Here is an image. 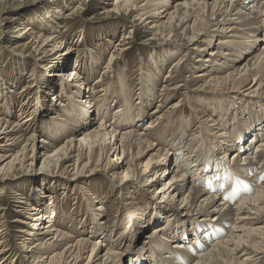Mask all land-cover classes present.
I'll return each instance as SVG.
<instances>
[{
    "label": "bare ground",
    "instance_id": "bare-ground-1",
    "mask_svg": "<svg viewBox=\"0 0 264 264\" xmlns=\"http://www.w3.org/2000/svg\"><path fill=\"white\" fill-rule=\"evenodd\" d=\"M9 1L0 0V36L18 20L10 15L16 6L9 8ZM49 1L56 5L55 0ZM91 1L95 0L76 6V15H84L83 7ZM98 1L107 6L101 14L122 12L127 18L134 17L130 22L134 30L121 35L115 49L132 39L131 33L148 29L149 40L184 50L166 76L176 82L166 77L159 80L171 52L159 59L163 64L143 75L135 104L131 82L117 74L119 93L127 96L119 97L126 106L118 104L107 122L109 95L104 97L106 86L97 90L104 82L103 77L100 80L104 71L90 83L97 57L91 51L79 59L82 54L78 53L70 72L54 74L64 79L56 93L62 98L56 104L59 109L48 104L40 108L50 113L49 123L54 126L42 132L45 138L36 141L39 128L30 119L34 111L28 92L16 116L0 114V184L7 185L0 189V202L6 200V207L17 214L12 216L16 226L10 234L3 220L7 208L0 206V264H16L17 260L18 264H120L128 249L132 251L127 264H264V44L258 48L264 43V0ZM53 12L62 10L54 6ZM68 15L59 22L62 30L51 24L60 16H50L53 20L46 25L57 31L52 37L30 25L15 26L13 43L4 49L46 70H57V65L67 70L65 56L77 51L64 33ZM193 57L201 62H191ZM109 64L103 70H109ZM179 88H183L182 99L164 110L161 101ZM187 90L188 110L179 118L177 110ZM239 91L243 96L233 95ZM155 98L159 103L146 113ZM26 114L30 115L23 117ZM187 132L190 139L185 141ZM57 136L65 140L59 144ZM143 153L149 157L141 166ZM40 158L44 174L40 177L50 184L58 183L54 179L73 184V191L66 195L76 200L77 208L84 201L86 211L60 215L55 192L45 191L47 195L41 196L40 190H32L35 199H30L8 185L11 170H31ZM98 174L109 179L113 193L118 192L116 211L120 209L122 218L111 227L102 221L107 212L104 199L79 183H84V176ZM162 178L167 185L158 188L156 193L162 194L158 200L177 197L178 208L143 199L145 191L159 185ZM43 197L49 203L41 205ZM127 215L126 222L123 217ZM150 227L140 242V234ZM11 235L16 242L22 241L17 251L6 245Z\"/></svg>",
    "mask_w": 264,
    "mask_h": 264
},
{
    "label": "rangeland",
    "instance_id": "rangeland-1",
    "mask_svg": "<svg viewBox=\"0 0 264 264\" xmlns=\"http://www.w3.org/2000/svg\"><path fill=\"white\" fill-rule=\"evenodd\" d=\"M84 1L85 0H55L54 2L56 3V5H53L51 1L49 0H22L21 3L12 0L11 2L9 1L8 3L10 5L7 4L9 8H14L16 6V8L10 11V15L16 16L18 20L15 25L11 26V28L5 29V32L2 34V36H0V88H1L0 89V114L5 116V115H8V112H11L13 116H16L18 113V109L21 106L22 100H24V98L26 97L24 94L25 92H28V97L30 100L29 106L31 107V110L34 111V113L30 116V119H31V122L35 124V127L37 126L39 128V131H38L39 133H37L36 135V141L41 140L42 137L45 138L42 132L45 133L50 127L52 128L54 127L53 124H50L51 122L49 123L50 120L48 117L51 116L50 113L46 111L42 113L40 108L44 106L45 104H48V107L52 105L56 111L59 109L56 104L60 102V100H62V98H60V96H57L56 93L58 92L60 88V82L64 81V79L62 80L60 78H56L54 74H57V72L59 71H67L65 72V74L70 72L71 69L73 68L74 61L79 54H82V55H79V59H81L82 57H88L87 55H89V53L92 51L93 52L92 54L97 57L96 73L91 78L90 83L92 82V80L101 76L102 72L104 71L103 72L104 75L101 76L100 78L101 80L103 77L104 82L102 84V87H100V84H99V87L97 88V90H103L106 86L107 90H106V94L104 97H107V95H109V98L107 97L109 100L108 102V105H109L108 115L109 116L107 119H105V121L108 122L112 120L111 118L113 116L112 114L114 113L113 111L118 106V104L124 108L126 106V104H124L123 102L124 99L121 100V97H119L122 95L126 99L127 96L126 94L119 93L121 86L115 81L118 78L117 74H120L121 76L126 77L129 80V83L131 82L130 83L131 89L129 88V91L132 93L131 102L135 104L137 101V94H138L136 89L139 86L138 83L140 82L141 84V81H142L141 78L143 77V75L145 76L147 72L154 70V67H158L159 64H163L162 63L163 61L160 62L159 59L163 57L164 55H166L167 52H171L172 55L170 56V58L167 59V63L163 67L161 71V75L159 76V80L162 81L166 76H168L167 74L169 71V66L173 62L177 61L179 59V55L184 52L183 49H180L178 47L173 48V47H168L166 45L160 46L158 44L159 43L158 41L149 40L150 35L148 36L146 34V32L149 31L148 29L139 30V32H137L136 34L131 33L130 36L132 39L123 41L121 43L123 44V47L118 46L115 49L116 45L121 41V35L127 33L129 29H131L132 31L134 30L132 23H130L131 21H134L133 20L134 17L127 18L128 15L122 12H119L116 14L114 13L101 14L103 12V8L107 6L104 4L105 1H103V3L102 2L100 3V1L98 0L91 1L90 3L87 2L88 4L85 3V6L83 7L86 10V11L84 10L85 14L76 15V12H75L76 10H74V8L80 5L81 3H83ZM239 1L243 2V0H239ZM174 4L175 2L172 3L171 5H174ZM54 6L56 9L62 10V12L57 13V14L53 12ZM71 11H74L75 13L73 12L74 14H70ZM68 14H70V16ZM64 15H68V18H69V21L66 22V26H67L66 30L64 31V33L65 32L68 33V34L65 33L68 39L67 43L73 42L75 44V47L77 48L76 52L74 51L72 55L65 56L64 58L65 60L64 66L69 67L67 70L65 69L63 70L62 65H57V70H55V68L51 70H46V68H41L40 65L35 64L34 60L28 61L26 60V58L25 59L22 58V56L18 55L17 53L13 54V53L8 52V50L4 49V47H11L10 45H12L13 43L14 36L16 34L12 31L15 29L14 28L15 26H20L21 24L23 26L30 25V27L33 26L35 30H37L38 32H41L43 35L46 34L45 36L52 37V36H56L57 31L55 30L56 33L55 31L53 32L51 28L52 25H49L50 26L49 27L46 25V23L48 22V24H50V21L52 22L53 19H50V16H53V17L60 16L59 20L57 19L55 20V22H52L51 24H54L56 28H59L58 30H62L63 28H60L61 25H59V22H61V19ZM124 43H127V44H124ZM263 44L264 43L261 41L258 44V48L262 49ZM122 48H127V50L120 52ZM29 54L32 55L31 52ZM33 55H36V54L33 53ZM112 55H113V58L111 59ZM31 57L32 59L35 58V56H31ZM197 59L198 57H193V59H191V62H194L197 64L200 63L201 61ZM153 60H155V62L157 63L149 64ZM105 63H108V64L110 63L109 70L108 68L106 70H103L104 67L106 66L104 65ZM188 64L189 63H187V67H188ZM42 66H45V65H42ZM166 81H172L173 83L176 82L174 81V79L171 80V78L170 79L167 78ZM158 83L160 85V82ZM133 85L134 87L135 86L136 87L134 88ZM109 86H110L111 92L110 91L107 92L108 90H110ZM24 87H25V91H23ZM85 89L86 88H84V91ZM157 91L158 90H156V92ZM80 92L83 93V89ZM182 92H183V88H179L172 95H170L166 100L161 101L163 103L164 110H166L168 107H171L173 104H176L177 102H179L180 99H182L181 97ZM186 93H187V97H185L184 100L182 101L183 102L182 107L179 110H177L178 112L177 116H180L179 118H182L183 112H186L188 110V103L186 102L188 100V94H189L188 90L186 91ZM236 93L233 94L236 97L243 96L241 91L236 92ZM100 96H101V93H100ZM158 101H159V98H155L154 101L151 102V105L149 106L147 105V108L145 110L146 113H149L151 110H153L159 103ZM2 107H3V111H2ZM139 107H140V104H139ZM41 113H42V117H40ZM123 113H124V110H122L121 112V117ZM190 114L191 112L189 113V115ZM28 115L30 114H26L23 117L27 118ZM143 123H147V121ZM144 125L145 124H143V126ZM189 134L190 132H187V134L184 136L185 141L190 139V137L188 136ZM80 137H81V134L77 135V140ZM64 140H65L64 138H59V137L57 138V141L59 144H61ZM257 140L258 139H256L254 143H257ZM159 142H162V140L160 139ZM255 145L256 144L251 145L249 152L252 153L254 151L253 149ZM233 152L234 150H232V153ZM146 153H143V155L140 158L141 166L144 164V162L149 157V154L146 155ZM111 160H114V154L111 155ZM41 163H42V159L40 158L39 160L34 161L33 166L31 167L32 168L31 170H28V171L26 170L18 171V169L11 170L12 177L8 185H10V187L13 188V190L17 189L19 191H23V193H25V195L30 199H35L34 195L32 194V190L33 192H35L36 190H40L38 192L39 194H41V196L47 195V194H43L45 191L55 192V195L57 196V204L59 208L58 213L60 215H63V214L65 215V213L72 214L75 211H77V209H81L82 212L86 211V206H85L84 201L83 202L81 201L82 203H80V206L77 208L78 204H76L77 203L76 200L70 199L66 195V194H69L71 190L73 191V184L69 183L68 181L61 180V179H57V180L54 179L56 183L57 182L58 183L50 184L48 183L49 180H47L46 178L40 177V176H44L40 168ZM185 177L187 180L191 179V175L189 173H187ZM39 179L42 182H40ZM82 179L85 181L84 183L79 182L81 185L88 187L89 190L93 194L97 196H101L104 199L103 203H104V207L106 208L107 212L103 213L102 221L107 222L106 224L107 227L109 226L111 227V225L114 223L113 221H115L116 219L119 220L122 218L120 209L116 211V209L119 208L120 206V204H118V200L116 201V194L118 192L117 191L114 193L112 192V189H110L109 187L110 185L108 184L109 179L103 175L98 174L90 178L84 176L82 177ZM164 183L167 185L166 178H162V182L156 187H152L149 191L146 190L145 194L143 195V199L148 202L157 201L156 203H166V204L169 203L172 206H174L175 204V208H178L179 202L176 203V201L174 200L177 197L172 200L170 197L169 198L167 197L165 198V200H162V201L158 200L161 198L160 195L162 194H157L156 192L158 191V188H160L162 184ZM53 186H55V190ZM3 188L4 189L7 188V185L4 187V184H0V189H3ZM123 191H126V190H123ZM63 192H66V193H63ZM138 196H139L138 198L140 199V193ZM66 197H67V203L64 204V201H65L64 198ZM5 201L6 200L4 201L1 200L0 206L6 207L7 203ZM46 203H49V198L43 197L41 205H44ZM35 205H38V202H36ZM131 208L133 207L131 206ZM61 211H63L64 213L63 212L61 213ZM110 214L111 215L113 214V216H110ZM3 215L5 216V217L3 216L4 217L3 220L6 219L5 220L6 227L8 229L9 228L11 229V231L9 230L11 234L13 227L16 226L15 223L14 224L12 223V220L14 217L16 218L17 214L15 212L14 213L11 212L10 209L7 208L5 210V213H3ZM108 216L110 217L108 218ZM114 216H115V219L112 220ZM123 219H125V221L127 222V219H130V215L123 217ZM123 219L122 221H124ZM28 222H30V220ZM130 223L131 221L128 222V226ZM151 228L152 227L143 231L140 234L139 236L140 242L144 241V238L149 234ZM87 230L89 229L87 228ZM225 234L226 232L224 231V233L220 236H224ZM113 235H115V233H113L111 237ZM107 241H109V239H107ZM20 242L22 241L16 242L11 235L8 238L6 245H8L9 250L17 251V244L20 245ZM131 251L132 249H128L127 253L123 254L120 264L128 263V259L131 256ZM16 264H18V260Z\"/></svg>",
    "mask_w": 264,
    "mask_h": 264
},
{
    "label": "trees",
    "instance_id": "trees-1",
    "mask_svg": "<svg viewBox=\"0 0 264 264\" xmlns=\"http://www.w3.org/2000/svg\"><path fill=\"white\" fill-rule=\"evenodd\" d=\"M33 203V202H32ZM33 204H36V203H33Z\"/></svg>",
    "mask_w": 264,
    "mask_h": 264
}]
</instances>
